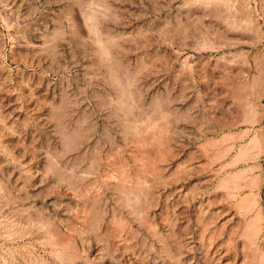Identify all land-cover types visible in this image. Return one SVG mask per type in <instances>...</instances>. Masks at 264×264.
Masks as SVG:
<instances>
[{"label": "rangeland", "instance_id": "1", "mask_svg": "<svg viewBox=\"0 0 264 264\" xmlns=\"http://www.w3.org/2000/svg\"><path fill=\"white\" fill-rule=\"evenodd\" d=\"M0 264H264V0H0Z\"/></svg>", "mask_w": 264, "mask_h": 264}, {"label": "bare ground", "instance_id": "2", "mask_svg": "<svg viewBox=\"0 0 264 264\" xmlns=\"http://www.w3.org/2000/svg\"><path fill=\"white\" fill-rule=\"evenodd\" d=\"M205 4H206V3H205ZM84 15H85V14H84ZM85 19L88 20V21H90V22H92V21H91V19H92V18H91V15H90L89 13H86ZM93 24H94V23H93ZM89 26H90V25H89ZM91 26L95 27V25H92V24H91ZM96 26H97V25H96ZM93 29H94V28H93ZM91 30H92V29H91ZM94 34H95V33H94ZM98 37H99V36H98ZM100 39H101V38H100ZM96 40H97V39H96ZM128 105H129V104H128ZM128 105H127V106H128ZM123 106H124V105H123ZM136 126H137V125H136ZM132 127H134V126H132ZM134 128H135V127H134ZM141 130H142V129H141ZM256 140H257V139H256V136H255V137L252 139V142H253L255 145H256V142H257ZM67 142H68V141H67ZM257 216H258V215H257ZM255 219H256V218H255ZM252 229H253V228H252ZM252 229H251V230H252ZM254 229H255V228H254ZM253 234H254V233H253ZM246 235H247V234H246Z\"/></svg>", "mask_w": 264, "mask_h": 264}]
</instances>
